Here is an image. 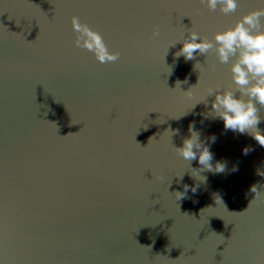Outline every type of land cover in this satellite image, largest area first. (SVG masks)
<instances>
[{"label": "water", "instance_id": "obj_1", "mask_svg": "<svg viewBox=\"0 0 264 264\" xmlns=\"http://www.w3.org/2000/svg\"><path fill=\"white\" fill-rule=\"evenodd\" d=\"M238 2L0 0V264H264V147L208 95L230 65L175 56L264 8ZM72 16L119 61L76 49ZM193 123L223 172L176 154Z\"/></svg>", "mask_w": 264, "mask_h": 264}, {"label": "clouds", "instance_id": "obj_2", "mask_svg": "<svg viewBox=\"0 0 264 264\" xmlns=\"http://www.w3.org/2000/svg\"><path fill=\"white\" fill-rule=\"evenodd\" d=\"M200 3L210 12H216L219 9L225 16L234 14L239 7L238 0H200ZM262 19H264V8L250 11L242 15L233 25L216 32L212 40H209L207 36H201L196 31L189 30L188 34L177 42L182 43L183 46L175 56L176 58L182 56L189 61L196 58L194 53L207 57L209 52L214 51L220 64L230 65L231 84L228 88L223 91L220 89L209 91V97L215 96L211 110L223 121L226 130L240 134L247 133L261 147H264V134H261L258 129L261 123L259 108H264V23ZM71 29L75 34L72 44L76 49L91 53L99 64H114L119 61L120 53L111 51L101 33L93 30L88 24L82 23L79 17H71ZM159 36V29L154 28L152 39H157ZM177 43L170 47H174ZM194 127V123L189 125L191 136L184 139L182 147L173 146L176 154L190 164L198 158V164L202 168L196 170L223 172L225 165L221 162H217L213 169L211 163L213 154L200 141V135L194 131ZM169 132L173 136L177 135L179 130ZM211 140L215 142V137ZM252 150L251 147L245 148L244 153L248 154ZM251 191L255 193L256 187L253 186ZM175 194L178 199H183L185 195L181 192Z\"/></svg>", "mask_w": 264, "mask_h": 264}]
</instances>
